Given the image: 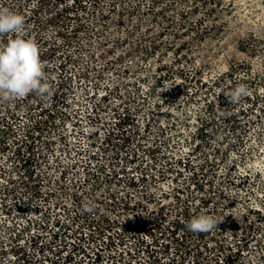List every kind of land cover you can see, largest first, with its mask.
Instances as JSON below:
<instances>
[{
  "label": "rangeland",
  "instance_id": "1",
  "mask_svg": "<svg viewBox=\"0 0 264 264\" xmlns=\"http://www.w3.org/2000/svg\"><path fill=\"white\" fill-rule=\"evenodd\" d=\"M9 1L10 9L20 13L21 7H34L39 0ZM98 1L95 9L91 7L81 13V21L89 29L73 38L76 41L71 48L74 65H70L68 74L71 75L64 81L67 86V117L64 121L56 120L55 128L51 131L55 136L63 133L66 141L60 144L56 139L52 152L37 144L41 166L50 165L54 171L52 176L65 171L66 185H70L73 179L78 181L74 176L83 182L86 176L83 165L85 167V163L89 162L88 156L93 153L105 167L103 173L107 174L113 161V149L102 144L101 138L105 133L116 131L117 120L110 109L111 101L115 97L118 100L116 103H119L120 97L136 92L138 96L130 102L131 105L141 107V112L150 117L152 113L157 114L149 121L144 140L155 137L158 145H163L164 140L157 134L156 127L157 124L166 125L171 115L175 118L177 132L170 145L176 154H180L182 148L177 145L179 138L184 139L196 128V119L203 104L202 92L206 91L207 96L213 97L216 88H202L200 92L196 85L188 83L177 94L168 93L167 90L179 82L181 70L210 80L233 69L237 77H244L242 85L246 86L248 92L259 95V101L256 109L253 108L242 118L244 124L239 140L233 141L220 120L213 125L215 138L218 142L222 140V149L226 152L225 159L218 160L214 170L209 172L215 193L214 205L221 214L216 217L212 212H206L219 220L211 231L196 234L186 229L184 232L189 239L213 245L218 239L230 238L248 220L257 224L260 230L253 232L256 240L250 241L247 249L235 261L220 256L193 263L187 257L177 264H264V110L258 113V121L255 117L257 109H264V0H222L224 6L217 8V16L209 15L203 0ZM55 10L56 1L48 0L39 13L43 26L36 29V33L44 41L42 49L61 41L58 25L62 23L47 22ZM200 29L205 31L200 32ZM3 42L0 34V43ZM41 61L47 79L57 75L55 68H47L51 64L55 66L58 61L56 57ZM136 79L139 83L133 87ZM120 82L124 84L115 86ZM104 94L108 95L106 99L103 98ZM40 106H48V102L45 97L37 95L30 101L31 111L39 113ZM250 106L248 101L240 100L230 110ZM143 113L130 124L139 128ZM215 114L218 115V112ZM23 122H26L25 117L16 123L19 125ZM128 127L126 131L131 130ZM228 140L229 145H226ZM5 144L10 145L1 148L0 165L12 166L7 169L16 182L10 191L0 189V246L19 244L28 247L29 237L36 231L33 223L45 217L47 225L52 226L53 217L59 216L61 210L51 208L50 199L28 200L24 188L18 183L22 171L15 167L13 159H10L12 164L9 161V150L12 149L10 139ZM131 151L132 148L127 146L122 154ZM123 164L119 163L122 167ZM68 166L71 169L66 172ZM207 175L200 174V181L206 182ZM4 182L1 178L0 187ZM156 183L159 189L169 190L173 186L167 177H159ZM153 186V181H149L148 190L151 191ZM106 187L102 183L100 190ZM113 187L120 193L132 191L121 180L114 181ZM85 188L86 185L81 187ZM205 193L206 188L199 195ZM19 205H24L23 210L18 209ZM196 206L197 202L193 201L186 209L193 214ZM36 207L39 209L35 210ZM255 211L262 217H256ZM128 213H122L116 219L119 221L118 228L113 230L124 236L122 244L112 248L124 251L126 264H155L156 255L159 264L166 263L173 248L169 247L167 252L162 249L165 235L161 226L153 221L147 224L135 222L137 216L144 215L143 210L134 209ZM169 217L183 222L182 207L174 205ZM68 233L70 237L72 232ZM67 250L66 247L63 253ZM106 260L103 255L91 264H107Z\"/></svg>",
  "mask_w": 264,
  "mask_h": 264
},
{
  "label": "trees",
  "instance_id": "2",
  "mask_svg": "<svg viewBox=\"0 0 264 264\" xmlns=\"http://www.w3.org/2000/svg\"><path fill=\"white\" fill-rule=\"evenodd\" d=\"M47 1L39 0L34 7H21L20 14L25 18V37L36 42L40 59L50 61L52 57H56L58 60L55 66L52 64L47 66V68H55L56 76L47 79L46 69L44 70L43 82L50 86V95L45 96L48 106H40L39 113L32 112L30 101L38 95L34 92L14 101L0 99V113H4L0 115V152L1 148H8L10 144L6 145L5 142L10 139L12 149L9 150V161L12 164L10 159H13L15 167L22 171L18 183L24 188L28 200L49 201L50 199L49 206L61 212L59 216L53 217L52 226L47 225L45 217L33 223L36 231L29 237L30 246L24 247L19 244L0 246V264H60V262L91 264L101 259L103 255L107 259V264H126L124 251L112 248L122 244L124 234L118 233L113 228H118L119 221L116 220L118 216L134 209L144 211V215L137 216L135 222L147 224L153 221L155 225L161 226L165 235L162 244L164 252H167L169 247L173 248L168 261L160 264H177L179 260L185 261L187 257H190L189 261L193 263L199 259L220 256L235 261L247 249L248 243L256 240L253 232H259L260 229L252 220H248L244 227L232 233L230 238L218 239L213 245L205 241L189 239L184 231L189 229L187 224L195 215L212 212L218 217L221 214L219 208L214 205L215 193L209 172L214 170L218 160L225 159L226 152L222 149V140L218 142L215 138L213 125L216 120H220L227 128L228 134L233 137V141L239 140L244 124L242 118L253 108L256 109L259 95L248 92L241 100L248 101L251 106L230 110L238 102L233 103L228 93L243 84L244 77H237L236 72L231 69L225 74L205 80L196 73L181 70L179 82L175 83L172 89H168V93L177 94L181 87L188 83L196 85L200 92L202 88L205 90L216 88V90L213 91V97L207 96L206 91L202 92L204 98L202 109L196 119V128L184 139L179 138L177 145L182 148L180 154H176L170 145V140L177 132L175 118L170 115L166 125L157 124V134L162 136L163 145H158L155 137L145 141L144 132L149 128V121L157 114L152 113L150 117L149 114L141 112V107L131 105L138 96L137 92L120 97L119 103H116L118 100L113 97L110 109L116 116V131L105 133L101 138L102 144L113 149V161L108 173H103L105 167L92 153L88 156L89 162L85 163V167L83 165L86 175L83 182L82 179L74 176L73 178H77L78 181L73 179L70 185H66L63 175L65 171L52 176L54 172L52 167L45 164L41 166L36 149L37 144H40L52 152L56 139L60 144L66 141L63 133L55 136L51 131L55 128L56 120L64 121L67 117V86L64 81L71 75L68 74L70 65H74L71 48L76 41L73 38L83 32L86 33L89 29L81 21V13L91 7L95 9L99 1L55 0L56 10L47 22L62 23L58 25L61 41L53 42L42 49V46H45L44 41L36 33V29L43 26L39 13ZM196 4L198 5V2ZM203 5L209 11V15L217 16V8H222L224 3L222 0H203ZM3 7L10 8V1L0 0V8ZM73 17L76 19L73 20ZM92 27L95 28L94 25ZM199 31L203 32L205 29ZM2 37L4 42L9 38L4 34ZM138 83L139 80L136 79L133 87ZM123 84L120 82L115 86ZM110 93L111 91L108 94ZM103 96L104 99L108 97L107 94ZM261 110L264 109L256 110L257 121ZM216 112L218 115L215 114ZM142 113L143 122L139 128L135 124L131 125L133 119ZM22 117H25L26 122L17 125ZM181 125L185 127L184 124ZM127 126L131 130L126 131ZM227 144L229 145V140ZM127 146H130L132 151L123 155ZM120 162L124 163L123 167L119 165ZM70 166L66 168V172L71 169ZM7 167L12 166L0 165V179L5 180L1 183L0 189L10 191L16 181L8 173ZM200 174L207 175L206 182L200 181ZM159 177H167L173 186L169 190L159 189L156 183ZM120 180L132 191L120 193L116 190L113 182ZM151 180L154 186L149 191L148 183ZM102 183L107 185L103 191L100 190ZM85 185L86 188L81 189ZM205 188L206 193L199 195ZM193 201L197 202V206L191 214L186 208ZM174 205L182 207L183 222L169 217ZM23 206L19 205L18 209L23 210ZM255 213H257L256 217H262L258 215V211ZM69 231L72 232L70 237ZM66 247L68 250L63 253ZM154 258L155 264H159L157 255Z\"/></svg>",
  "mask_w": 264,
  "mask_h": 264
},
{
  "label": "clouds",
  "instance_id": "3",
  "mask_svg": "<svg viewBox=\"0 0 264 264\" xmlns=\"http://www.w3.org/2000/svg\"><path fill=\"white\" fill-rule=\"evenodd\" d=\"M24 33V16L10 8H0V34L9 36L0 43V99L4 101H14L33 92L41 97L50 95L49 84L43 82L45 66L37 44ZM247 94L248 89L242 84L228 93L233 103ZM218 221L208 214H198L187 227L196 234L204 233L216 228Z\"/></svg>",
  "mask_w": 264,
  "mask_h": 264
}]
</instances>
